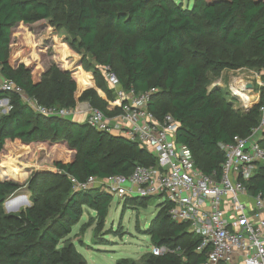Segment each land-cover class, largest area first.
Returning <instances> with one entry per match:
<instances>
[{"label": "trees", "instance_id": "obj_1", "mask_svg": "<svg viewBox=\"0 0 264 264\" xmlns=\"http://www.w3.org/2000/svg\"><path fill=\"white\" fill-rule=\"evenodd\" d=\"M54 14L56 19L73 24L75 35L70 47L90 53L100 66L110 65L124 88L136 92L159 89L150 109L158 117L171 113L179 122L177 139L190 147L197 167L217 179L221 177L225 155L219 143L230 141L236 134L249 135L260 122L264 102L246 111L236 110L230 92L222 87L209 88L207 72L243 65L264 68V0H194L192 7L175 0H82L79 6L72 4L69 8L53 6L48 0H0L2 75L13 79L40 103L74 108L78 102L87 101L108 115V99L114 96L104 83L97 82V87H88L75 98L79 87L72 74L78 63L65 68L53 64L39 79H34L25 63H11L13 29L21 23L45 20L50 25L59 24ZM207 37L235 53L213 57L203 48L202 40ZM85 64L84 57L80 65ZM75 74L80 87L94 83L81 67ZM101 90L107 97L100 94ZM7 95L14 108L0 116V165L7 143L16 140L24 150L37 143L66 140L76 154L72 161L56 163L78 180L128 174L136 165L156 163L152 153L125 137L100 132L87 122L36 113L18 95L0 91V97ZM261 143L264 146V140ZM10 171L0 170V211L7 198L24 185L9 177L23 174L17 168ZM45 175L65 179L64 190L50 194L54 186L44 199L36 200L39 207L5 216L6 227L0 232V264H90L71 239L61 240L72 232L85 207L105 217L112 195L100 188L73 190L66 175ZM41 179L39 173L33 176V190ZM247 186L252 195L264 199V162ZM147 199L124 200L146 206ZM161 210L148 228L155 245L180 246L184 252L153 254L145 264L206 261V251H196L201 235L191 232L187 224L173 221L164 203ZM118 264L137 263L122 259Z\"/></svg>", "mask_w": 264, "mask_h": 264}, {"label": "built area", "instance_id": "obj_2", "mask_svg": "<svg viewBox=\"0 0 264 264\" xmlns=\"http://www.w3.org/2000/svg\"><path fill=\"white\" fill-rule=\"evenodd\" d=\"M102 72L115 90L122 110V120L113 121L98 108H92L85 121L96 130L122 136L147 149L156 158L154 165H136L128 174L107 177L89 176L85 180L72 178L76 190L104 189L119 199L165 197L170 218L185 223L188 229L201 235L196 251H206L201 264H264V199L252 195L247 182L264 162V68L251 83L244 108L261 106L258 126L247 136L236 134L230 141L220 142L225 155L219 179L197 167L189 146L177 139L179 122L171 114L158 117L151 109L156 88L136 92L122 85L110 65ZM247 86V85H246ZM234 94L240 88L232 89ZM0 91L18 95L36 113L47 117L66 118L80 109L46 105L29 96L13 79L2 77ZM14 108L10 95L0 97V116ZM245 197L247 200H243ZM182 247L155 245L154 255L181 253Z\"/></svg>", "mask_w": 264, "mask_h": 264}, {"label": "rangeland", "instance_id": "obj_3", "mask_svg": "<svg viewBox=\"0 0 264 264\" xmlns=\"http://www.w3.org/2000/svg\"><path fill=\"white\" fill-rule=\"evenodd\" d=\"M48 1L53 6L69 8L72 4L79 6L82 0ZM175 1L190 7L194 3V0ZM54 17L57 22L59 21V24L50 25L45 20L33 24L21 23L13 29L11 63L15 66L25 63L31 67L34 79H39L43 71L48 70L53 64L65 68L73 67L74 63H78V66L74 68L75 72L81 67L86 74L93 78L97 77V79L95 78L96 83L101 82L107 86L109 82L102 74L103 67L97 63L93 56L85 50L79 52L70 47L69 43L75 35L73 24H66V20L63 18L56 19V14ZM202 41L203 48L209 49L212 56L217 59L235 53L234 50L210 37L204 38ZM84 57L86 64L81 66L80 61ZM260 70L257 67L243 65L237 68H225L218 72L208 71L209 88H225L228 93L230 92L229 98H233L235 101L234 108L246 111L244 105L248 99L244 101L243 96L250 92L249 85L251 83L256 84V73ZM98 73L99 77L97 76ZM2 77L0 70V79ZM72 77L79 83L75 73L72 74ZM233 88H240L239 94H234ZM112 91L114 94L113 88ZM75 98H78L77 93ZM163 100H166V97ZM90 107L91 109L94 108L93 106ZM107 113L112 116L115 114L110 110H107ZM68 118L72 119V116ZM23 148L19 141H9L6 149L2 152L5 157L1 158L0 170L11 172L10 170L17 168V172L22 173L23 176L19 177L13 174L9 177L21 184L24 183V185L5 201L2 211H0V232L6 227V215H19L26 208L39 207L36 205V200L38 198L44 199L45 196L43 195L54 186L56 188L50 194L57 189L64 190L65 179L45 174L66 175L71 181L73 190L75 189L72 183V174H67L56 163L72 161L76 154V150L71 149L66 140H57L50 144L37 143L28 149L24 150ZM38 173L42 175V179L33 190L30 182L33 176ZM18 197L23 203L18 207L10 208L9 202ZM243 200L247 199L243 197ZM164 201L165 197L155 196L147 199L145 201L146 206H142L135 201L125 202V200L113 195L105 217H101L93 208L85 207L80 221L72 227V232L64 236L61 242L71 239L90 264H118V261L122 259H128L130 263L145 264L146 259L153 255V247L155 246L148 228L162 211ZM183 252L184 248H182L181 253Z\"/></svg>", "mask_w": 264, "mask_h": 264}, {"label": "crops", "instance_id": "obj_4", "mask_svg": "<svg viewBox=\"0 0 264 264\" xmlns=\"http://www.w3.org/2000/svg\"><path fill=\"white\" fill-rule=\"evenodd\" d=\"M74 73H75V71L73 72V74ZM103 76H104V74H103ZM91 78L94 81L93 84L86 85V86H83V87H80V85H78V87H79V92L77 93L78 97H79L80 92H83L86 88H88V87H97L96 79L93 78L92 76H91ZM107 87L111 90V92L113 94L112 87L109 84L107 85ZM100 94L102 96H104V97H107L106 92L103 91V90H101ZM113 96H114L113 99H111V100L108 99L109 105L107 107V110H110V112H112L113 114L115 113V114H114V116H112L109 113L108 116L110 117L111 120L120 122L122 120V110H121L120 105L116 101L115 93L113 94ZM90 106H91V104L89 102H82V101L78 102V104L74 108L78 107L81 112L77 113L76 115H72V119L71 120L76 121V122H81V123L85 122L88 119V117H89V115L91 113V107Z\"/></svg>", "mask_w": 264, "mask_h": 264}, {"label": "bare ground", "instance_id": "obj_5", "mask_svg": "<svg viewBox=\"0 0 264 264\" xmlns=\"http://www.w3.org/2000/svg\"><path fill=\"white\" fill-rule=\"evenodd\" d=\"M243 99H244V101H246L247 100V97L244 95L243 96ZM21 203H23V202H22L21 198L18 197V198H15L14 200L10 201L9 204H8V206L10 208H14V207H18Z\"/></svg>", "mask_w": 264, "mask_h": 264}, {"label": "water", "instance_id": "obj_6", "mask_svg": "<svg viewBox=\"0 0 264 264\" xmlns=\"http://www.w3.org/2000/svg\"><path fill=\"white\" fill-rule=\"evenodd\" d=\"M249 87H251V85H249Z\"/></svg>", "mask_w": 264, "mask_h": 264}]
</instances>
